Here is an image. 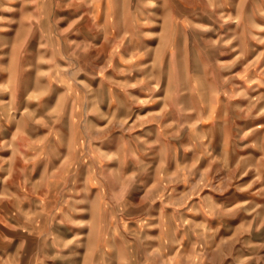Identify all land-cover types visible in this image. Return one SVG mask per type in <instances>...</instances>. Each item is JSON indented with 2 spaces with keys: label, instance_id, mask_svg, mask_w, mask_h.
<instances>
[{
  "label": "rangeland",
  "instance_id": "obj_1",
  "mask_svg": "<svg viewBox=\"0 0 264 264\" xmlns=\"http://www.w3.org/2000/svg\"><path fill=\"white\" fill-rule=\"evenodd\" d=\"M0 264H264V0H0Z\"/></svg>",
  "mask_w": 264,
  "mask_h": 264
},
{
  "label": "crops",
  "instance_id": "obj_2",
  "mask_svg": "<svg viewBox=\"0 0 264 264\" xmlns=\"http://www.w3.org/2000/svg\"><path fill=\"white\" fill-rule=\"evenodd\" d=\"M14 232H18L17 230H14Z\"/></svg>",
  "mask_w": 264,
  "mask_h": 264
}]
</instances>
